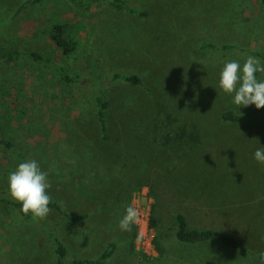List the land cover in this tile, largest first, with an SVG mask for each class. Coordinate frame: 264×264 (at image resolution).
I'll return each mask as SVG.
<instances>
[{"label":"rangeland","instance_id":"rangeland-1","mask_svg":"<svg viewBox=\"0 0 264 264\" xmlns=\"http://www.w3.org/2000/svg\"><path fill=\"white\" fill-rule=\"evenodd\" d=\"M25 1L0 0V56L40 52L68 66L79 82L31 58L0 63V195L11 197L9 174L35 159L48 174V194L88 217L59 222L52 209L43 220H27L0 199V264H57L43 231L51 223L69 248L65 264L100 255L109 240L116 243L112 264H259L264 165L254 153L264 146V111L240 123L222 121L226 110L255 106L238 110L219 87V74L225 62L257 57L249 50L264 54L261 0H126L146 13L132 16L108 3L79 10L69 0H42L19 11ZM64 22L78 24L71 55L49 35ZM206 41L238 48L201 49ZM115 72L136 73L142 83L113 81ZM99 75L109 100L105 134L92 97L102 86ZM156 192L163 195L160 228L135 224L133 251L132 232H122L119 220L128 206L152 215ZM177 205L192 225L230 230L245 247L177 243ZM199 211L208 214L200 218ZM156 237L166 247L162 256Z\"/></svg>","mask_w":264,"mask_h":264},{"label":"trees","instance_id":"trees-1","mask_svg":"<svg viewBox=\"0 0 264 264\" xmlns=\"http://www.w3.org/2000/svg\"><path fill=\"white\" fill-rule=\"evenodd\" d=\"M42 0H26L19 9L26 8L28 6L37 4L41 2ZM70 3L76 7L79 10H92L96 8L97 5H102L103 3L111 4L113 8H115L118 11H123L127 15L132 16L133 14L140 13L146 14L141 9H138L126 2V0H69ZM262 2V9L264 12V0H261ZM18 11V12H19ZM78 24H73L70 22H64V23H55L53 25L52 31L50 30L49 35L50 39L56 45L62 49L64 54L71 55L74 53L77 49V40L73 38V33L77 30ZM74 30V32H73ZM78 31V30H77ZM97 31H102L101 28ZM232 48H238V45L236 44H217L212 41H206L201 44V49H232ZM252 54L257 56L261 61L262 65H264V54L261 52L249 50ZM21 58H31L35 61H38L40 63H44L48 67H51L54 69V71L61 76L65 81L70 83H77L79 82V76L74 75L70 72V68L68 66H65L64 64L57 63L50 57H47L43 55L40 52H26V51H19L14 50L12 52L4 53L0 56V63L3 62H12L16 61ZM261 73H257V76ZM96 79L99 83H101L102 86H97L93 90L92 97L95 102L96 108H97V116L99 120V124L101 126L102 131L105 134V131L107 129V123H108V107H109V100H108V92L105 89V86L103 85V79L101 75H99ZM111 80L113 81H125L132 84H141L142 80L139 75L133 72H115ZM105 84V83H104ZM264 111V108L262 109H254L252 111L243 112V115L240 116V112H236L232 109L226 110L222 113L221 119L224 122H231V123H240L250 116L254 115L255 113ZM242 113V112H241ZM2 142V140H0ZM8 146L9 148H12V143L9 142ZM17 154L20 153L21 156L24 155V153L21 151L16 150ZM178 165H174V167L169 168V173H173L177 170ZM109 168V167H108ZM111 169L108 171H105L104 173L110 172ZM210 177V176H208ZM187 178V177H186ZM205 178V176H204ZM203 180L209 181L208 178H205ZM72 182V181H71ZM181 185V184H180ZM182 186V185H181ZM180 195H183L184 191L177 188L176 189ZM51 197V196H50ZM155 201L152 208V215H151V225L154 228H160L159 227V212L158 208L161 206V202L163 203V195H161L159 192H156L154 195ZM0 199L12 206H14L16 209H18L21 212V215L27 219L31 220L32 215H24L21 211L22 205L13 200L11 197H6L4 195H0ZM198 201H200L198 199ZM49 207L51 209L57 210L58 213L61 215V219H59V222L64 221L63 219L70 220L71 222H79L82 219H85L88 217V213L82 212V213H74L70 212L67 207H64V205L57 200L55 197H51V201L49 204ZM188 208V207H187ZM207 211H203L202 214H200V211L198 212V215L200 218H205L207 216ZM227 215V214H226ZM174 237L177 240V243L182 244L183 246H207V245H216L221 247L222 249H228L236 251L242 247H245L244 244L241 241V238L235 234L234 232L227 230L225 228L221 227H214V226H196L192 225L189 219V214L187 209L183 205H177L174 213ZM49 223V222H48ZM59 224V223H58ZM52 226H45L43 225L44 229L43 231L46 232L47 236L49 237L51 247L54 250V253L57 257V264H65L67 256L69 254V248L66 244V240L64 237L60 234L61 227L57 224L51 223ZM132 235H131V249L135 251L134 245H135V239L137 236V228L133 225L132 226ZM158 237H164V233L161 231L159 233ZM156 242V248L158 250L159 255H163L166 252V247L162 246V242H159V238H155ZM116 249V243L114 241L109 240L106 244L105 249L103 252L92 258H75L70 261L71 264H112V257L114 255ZM147 257V255H144Z\"/></svg>","mask_w":264,"mask_h":264},{"label":"clouds","instance_id":"clouds-1","mask_svg":"<svg viewBox=\"0 0 264 264\" xmlns=\"http://www.w3.org/2000/svg\"><path fill=\"white\" fill-rule=\"evenodd\" d=\"M257 73H264V65L257 57L247 56L243 65L236 60L225 62L219 74V87L233 97L232 102L238 110L251 105L258 110L264 108V80H258ZM254 159L264 165V146L256 149ZM8 184L11 198L22 205L24 215L31 214L33 218L43 220L52 211L49 207L51 197L48 189L51 184L48 174L41 170L35 159L19 163L9 174ZM140 218L139 209L128 206L118 227L122 232H131L132 226L138 224ZM258 256L259 264H264V252L258 253Z\"/></svg>","mask_w":264,"mask_h":264},{"label":"built area","instance_id":"built-area-1","mask_svg":"<svg viewBox=\"0 0 264 264\" xmlns=\"http://www.w3.org/2000/svg\"><path fill=\"white\" fill-rule=\"evenodd\" d=\"M140 214H141V218H140V220H139V222H138V225H141V224H144V225H146L150 230H152V229H154V227L151 225V215L149 216V215H146V214H144V212H140ZM140 227V226H139ZM140 230V229H139ZM139 234H140V232H139ZM143 236V235H142ZM154 243V242H153ZM154 246V245H153ZM144 252H149L148 251V249H145V251Z\"/></svg>","mask_w":264,"mask_h":264}]
</instances>
